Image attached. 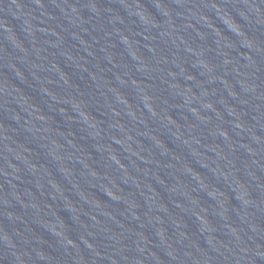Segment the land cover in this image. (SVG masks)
<instances>
[{"label":"water","instance_id":"95a60500","mask_svg":"<svg viewBox=\"0 0 264 264\" xmlns=\"http://www.w3.org/2000/svg\"><path fill=\"white\" fill-rule=\"evenodd\" d=\"M0 264H264V0H0Z\"/></svg>","mask_w":264,"mask_h":264}]
</instances>
